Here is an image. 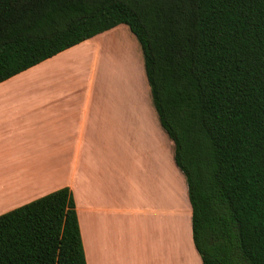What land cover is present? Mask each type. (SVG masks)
<instances>
[{
    "label": "trees",
    "instance_id": "obj_1",
    "mask_svg": "<svg viewBox=\"0 0 264 264\" xmlns=\"http://www.w3.org/2000/svg\"><path fill=\"white\" fill-rule=\"evenodd\" d=\"M120 24L141 46L202 264H264V0H0V82ZM0 264H86L69 187L0 214Z\"/></svg>",
    "mask_w": 264,
    "mask_h": 264
},
{
    "label": "crops",
    "instance_id": "obj_2",
    "mask_svg": "<svg viewBox=\"0 0 264 264\" xmlns=\"http://www.w3.org/2000/svg\"><path fill=\"white\" fill-rule=\"evenodd\" d=\"M74 46L0 82V214L67 186L86 264H202L156 109L115 73L57 60Z\"/></svg>",
    "mask_w": 264,
    "mask_h": 264
},
{
    "label": "rangeland",
    "instance_id": "obj_3",
    "mask_svg": "<svg viewBox=\"0 0 264 264\" xmlns=\"http://www.w3.org/2000/svg\"><path fill=\"white\" fill-rule=\"evenodd\" d=\"M126 39H128V41ZM88 40L89 41L78 45L75 44L76 46L73 45L74 47H72L69 54L62 56L57 60L62 61L72 57V65L81 67L84 71H90L93 69L100 71L102 69L104 74H107L108 83L110 80H113L114 82L116 81L117 83V80L113 78V74H111L115 73L117 76L123 78L124 81L129 82L131 87L135 86L136 88L139 85L138 90L141 100L149 101L152 109L155 111L150 87L146 80L143 52L137 38L130 31L129 27L125 24H120ZM156 120L159 128L165 134L168 141L169 137H167L164 129L159 124L157 115ZM165 148L167 149L166 145ZM171 154L172 157H174L173 143H171ZM173 164V190L175 198L178 199L182 192V182H180L179 188L180 180L176 177L179 176L185 181V176L181 169L175 165L174 160ZM189 226L190 220L188 228ZM133 227L137 229L136 223H134Z\"/></svg>",
    "mask_w": 264,
    "mask_h": 264
},
{
    "label": "bare ground",
    "instance_id": "obj_4",
    "mask_svg": "<svg viewBox=\"0 0 264 264\" xmlns=\"http://www.w3.org/2000/svg\"><path fill=\"white\" fill-rule=\"evenodd\" d=\"M122 37V36H121ZM128 41V39H126Z\"/></svg>",
    "mask_w": 264,
    "mask_h": 264
}]
</instances>
